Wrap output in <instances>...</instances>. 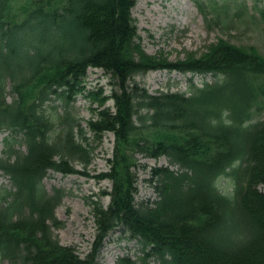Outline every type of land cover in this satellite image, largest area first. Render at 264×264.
<instances>
[{"label":"trees","instance_id":"1","mask_svg":"<svg viewBox=\"0 0 264 264\" xmlns=\"http://www.w3.org/2000/svg\"><path fill=\"white\" fill-rule=\"evenodd\" d=\"M136 1L0 0V133L11 134L0 154L11 180L0 186V262L98 264L104 240L119 231L139 243V264H264V122L252 118L264 98V56L221 39L183 61L150 56L132 17ZM11 59L18 69L7 72ZM89 68L110 76L109 96L85 92ZM162 70L215 81L198 87L190 78L188 93L155 94L135 81ZM78 95L97 103L86 122L93 141L114 137L109 171L97 176L111 182L109 204L90 202L95 240L82 258L52 231L62 226L63 193L42 185L48 171L82 173L74 163H91ZM137 155L167 159L149 170L153 201L136 199Z\"/></svg>","mask_w":264,"mask_h":264},{"label":"rangeland","instance_id":"2","mask_svg":"<svg viewBox=\"0 0 264 264\" xmlns=\"http://www.w3.org/2000/svg\"><path fill=\"white\" fill-rule=\"evenodd\" d=\"M24 0H17L23 4ZM264 0H137L132 10L137 34L143 51L150 56L161 55L169 62L183 61L190 54L199 57L206 48L218 39L244 49L253 48L264 56ZM18 69L13 59L6 65V71ZM85 92H94L99 97L109 96L112 89L110 77L102 70L89 68L86 71ZM201 87L203 82L213 83L214 78L207 76H191L177 72L156 71L138 76L135 81L148 90L149 93L180 92L188 93L189 79ZM7 102L12 94L6 91ZM54 106H60L55 103ZM74 114L84 128L89 147L93 150L91 163L83 167L75 162V169L80 174L61 175L49 171L43 180L46 192L54 189L63 193L62 199L55 209L56 218L62 223L59 229H53L61 245L74 248L80 258L84 257L95 240V227L91 216V201H97L107 207L109 196L103 192H110L111 182L99 180L97 176L109 171L108 159L112 158L114 137L105 134L101 142L93 141L92 134L87 130L86 122L94 117L91 108L97 103L84 95H78L74 103ZM113 108L112 100L105 104ZM253 122H264V98L260 108L252 113ZM7 133H0V154L2 139ZM20 150L21 147H20ZM140 166L135 170L137 178V200H155L156 196L148 183L151 167L167 166L164 157L158 160L144 159L137 155ZM171 169L176 170L175 167ZM2 176V177H1ZM228 180H230L228 178ZM227 189L220 190L230 193ZM0 186L8 188V180L0 173ZM141 247L137 241L118 231L111 234L104 242L98 258V264H115L122 257H127L134 264L140 263ZM148 264H157L147 259ZM0 264H7L1 261Z\"/></svg>","mask_w":264,"mask_h":264}]
</instances>
